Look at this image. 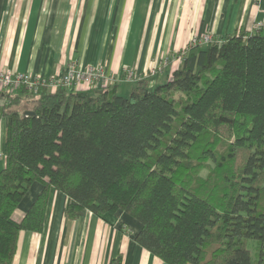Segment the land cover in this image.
Returning a JSON list of instances; mask_svg holds the SVG:
<instances>
[{
  "label": "trees",
  "instance_id": "1",
  "mask_svg": "<svg viewBox=\"0 0 264 264\" xmlns=\"http://www.w3.org/2000/svg\"><path fill=\"white\" fill-rule=\"evenodd\" d=\"M218 40L175 52L169 81L150 89L142 75L128 96L116 82L0 92V264L21 231H41L50 188L67 196L69 220L134 218L136 243L165 264H264V32ZM33 182L43 188L17 221Z\"/></svg>",
  "mask_w": 264,
  "mask_h": 264
},
{
  "label": "crops",
  "instance_id": "2",
  "mask_svg": "<svg viewBox=\"0 0 264 264\" xmlns=\"http://www.w3.org/2000/svg\"><path fill=\"white\" fill-rule=\"evenodd\" d=\"M263 20L264 0H0V70L48 78L73 64L119 76L128 66L139 79L156 70L154 88L170 80L178 66L171 56L193 34L252 35ZM139 79L116 82V93L130 94ZM5 136L0 117V170ZM42 188L31 184L15 220ZM66 204L65 194L49 189L42 229L19 233L12 264H165L136 243L141 224L134 218L86 211L69 220Z\"/></svg>",
  "mask_w": 264,
  "mask_h": 264
},
{
  "label": "built area",
  "instance_id": "3",
  "mask_svg": "<svg viewBox=\"0 0 264 264\" xmlns=\"http://www.w3.org/2000/svg\"><path fill=\"white\" fill-rule=\"evenodd\" d=\"M259 31L264 32V20L256 26L255 33ZM214 41H219L218 37L204 33L193 34L189 39L188 46H203ZM122 73L125 74V79H123L122 74L115 76L106 73L100 66L81 69L73 64L68 66L65 73L53 75L48 78L38 77L30 73H13L9 70H0V92L7 90L16 91L24 88L29 94H35L41 88H45L47 92H50L59 87L66 88L69 91L81 92L99 89L122 80L136 81L139 79V76H136L130 68H124ZM146 73L144 77L148 78V85L151 88L157 71L152 69Z\"/></svg>",
  "mask_w": 264,
  "mask_h": 264
},
{
  "label": "rangeland",
  "instance_id": "4",
  "mask_svg": "<svg viewBox=\"0 0 264 264\" xmlns=\"http://www.w3.org/2000/svg\"><path fill=\"white\" fill-rule=\"evenodd\" d=\"M191 37H192V36H191ZM153 86H154V83H153V85H152L151 88H153ZM151 88H150V89H151ZM125 95L128 96L129 93H126ZM181 119H182V116H181V117H180V116H177V117H176V119H175V120L173 121V123H172V127H173V129H177V128H178V126H179V121H180ZM172 131H173V130H172ZM172 131H171L169 134L165 135V136L161 139V146H160V148H158L157 151H155V152H153V153H150V159H149L150 162H153L154 159L157 157V155H158L159 153H162V152L164 151V146L167 144V138H168V136H173V132H172ZM226 149H227V145H226V143H225L224 141L220 140V141L218 142L217 146H216V150H217V152H218V153H223ZM194 164H196L195 161H189V162H187V165H188V166H191V165H194ZM189 174H191L192 177H193V174H192L191 171H189ZM16 218H17V215H14V219H16Z\"/></svg>",
  "mask_w": 264,
  "mask_h": 264
}]
</instances>
